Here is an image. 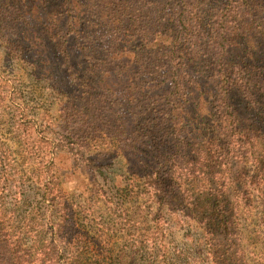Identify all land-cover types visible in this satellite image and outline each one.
I'll return each instance as SVG.
<instances>
[{
    "label": "rangeland",
    "instance_id": "obj_1",
    "mask_svg": "<svg viewBox=\"0 0 264 264\" xmlns=\"http://www.w3.org/2000/svg\"><path fill=\"white\" fill-rule=\"evenodd\" d=\"M246 1L0 0V264H264V144L215 98L222 66L264 73ZM229 104L239 128L262 117ZM169 176L180 200L150 186Z\"/></svg>",
    "mask_w": 264,
    "mask_h": 264
},
{
    "label": "trees",
    "instance_id": "obj_2",
    "mask_svg": "<svg viewBox=\"0 0 264 264\" xmlns=\"http://www.w3.org/2000/svg\"><path fill=\"white\" fill-rule=\"evenodd\" d=\"M242 7L245 8L247 11H251L248 8V2L246 0H243V3L241 2ZM251 6V5H250ZM257 15L253 14L252 18ZM255 20V21H253ZM251 21V24L253 27L251 29H255L256 34L264 37V21L260 20L259 25L256 22V19H253ZM261 23V24H260ZM256 25V26H255ZM230 28V27H229ZM231 33L234 31V29L230 28ZM234 33V32H233ZM235 39H232V41H235ZM260 70L259 67L255 64H242L238 66L237 71H233V68L231 71H226L225 67L222 66L221 70L218 71V73L221 75V81H219V95L215 97L217 101L220 102L221 109L226 108V112H221V115L223 118L229 117L231 126L230 128L235 130L238 135L240 136L237 139L238 144H248L251 149L257 148L260 145L264 144V78L258 77V75H264V73H257V71ZM246 74V75H245ZM243 75L245 77H243ZM232 88H235L237 91H239L241 94H243L246 97V100L248 101L249 105L254 108L253 110L257 111V113L261 114V119L258 121L257 125L252 126V129H242L237 126L236 122V115L231 112V105L229 104V92ZM222 118V119H223ZM262 122V125H261ZM169 165V162H164V164L161 165V169L167 168ZM196 164L191 163L190 161H185V181L189 182V185L195 184L198 181H200L199 174H197V168H195ZM255 169V175L251 177L250 183L254 191H261L264 188V156L261 158H255L254 162ZM169 171H172L173 168H167ZM199 171V170H198ZM150 177V176H149ZM204 181L209 182L210 179L206 178ZM246 184H248V180H243ZM169 184L171 187V190L169 192H172L174 194L175 200H180L182 198V190L179 189V186L175 185L173 183L172 178L169 176L168 178L161 179L160 177L155 179L154 186L153 184L150 186H153L155 188V191L161 194L165 191V186ZM171 184L173 186H171ZM210 185L215 186V184L211 181ZM193 186V185H192ZM190 190V189H189ZM189 190L185 189V195L189 192ZM215 196H214V205L216 202H218L219 199L223 198V195L221 191H218L217 189H214ZM186 201V197H185ZM222 200H220L221 203ZM212 205V204H211ZM200 209H203L202 206L199 207ZM205 212L206 210H202ZM200 212V211H199ZM194 213V212H193ZM207 211L204 213L206 214ZM221 212H218L217 210L211 209V214H209L205 219V222L209 226V230H205V243L203 244H210V237L212 233L209 231H212L213 228H216L217 225H226L225 222V216ZM220 220V223H217L218 219ZM13 264H17L16 260H12ZM21 264V263H18Z\"/></svg>",
    "mask_w": 264,
    "mask_h": 264
}]
</instances>
